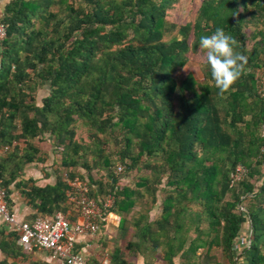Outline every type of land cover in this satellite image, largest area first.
<instances>
[{"label": "trees", "instance_id": "obj_1", "mask_svg": "<svg viewBox=\"0 0 264 264\" xmlns=\"http://www.w3.org/2000/svg\"><path fill=\"white\" fill-rule=\"evenodd\" d=\"M175 1L6 0L0 148L7 150L0 186L8 200L24 166L45 163L36 143L48 140L65 171L55 170L54 184L20 179L14 185L43 215L78 210L68 195L76 191L74 179L91 197L113 196L104 213L120 217V245L110 264H130L147 252L164 264L176 257L211 264L213 248L226 260L214 264H264V95L256 77L264 69V0H202L194 21L180 25L167 19ZM217 28L237 40L236 51L248 61L246 74L224 95L200 48L201 36ZM189 52L204 53L201 81L174 75ZM43 86L48 94L39 104ZM79 125L87 141L77 137ZM117 160L124 173L143 167L151 174L134 187L120 185ZM238 165L247 173L234 181ZM94 170L106 180L93 179ZM161 184V211L150 219ZM147 199L150 207L129 217ZM244 224L250 243L236 251ZM200 249L202 260H194Z\"/></svg>", "mask_w": 264, "mask_h": 264}, {"label": "built area", "instance_id": "obj_2", "mask_svg": "<svg viewBox=\"0 0 264 264\" xmlns=\"http://www.w3.org/2000/svg\"><path fill=\"white\" fill-rule=\"evenodd\" d=\"M4 0H0L2 2ZM5 36V27L0 23V39ZM261 135L264 137V123L261 127ZM7 150V147L3 148ZM124 171L122 164H117L115 174ZM247 173L243 165H238L233 174V180L243 178ZM70 184L76 190L68 192L70 200L77 202L79 221H70L61 211L51 216L38 215L32 221L18 220L7 204L6 191L0 186V220L17 232L18 242L26 250L40 248L51 253L52 258L60 260L62 264H88L82 252L75 249L76 243L85 237L95 236L101 229L107 215L104 211L113 204V196L108 195L103 200L91 197L87 185L78 179ZM251 229L247 225L245 230L244 245L250 243ZM99 264H110L107 256L100 259Z\"/></svg>", "mask_w": 264, "mask_h": 264}, {"label": "crops", "instance_id": "obj_3", "mask_svg": "<svg viewBox=\"0 0 264 264\" xmlns=\"http://www.w3.org/2000/svg\"><path fill=\"white\" fill-rule=\"evenodd\" d=\"M1 12L2 7L0 5V15ZM5 151L3 148H0L1 157L4 156ZM55 170L57 169L50 171V168L45 163H29L24 166L20 177L9 185L8 189L10 193L7 204L10 211L17 216L18 220L32 221L36 216L43 214L39 213L30 202H27V199L21 192V188L15 186L14 183L20 179L25 181L32 179L38 186L54 184L56 181ZM65 215L75 218V221L80 220L78 210L74 211L68 208V213ZM153 218L154 216L150 215V219ZM119 222L120 217L110 213L106 216L100 226V231L95 236L82 238L76 243L75 249L84 254L88 264H99L100 259L104 256H107L110 260V253L115 247L120 245L118 238ZM130 260V264H146V262L164 264V261L160 257H153L150 252H147L145 256L137 255ZM0 262H3V264H62L60 260L52 258L51 253L47 250L40 248H33L31 251L26 250L19 244L17 232L11 230L2 220H0ZM174 264H183V262L179 257H176Z\"/></svg>", "mask_w": 264, "mask_h": 264}, {"label": "rangeland", "instance_id": "obj_4", "mask_svg": "<svg viewBox=\"0 0 264 264\" xmlns=\"http://www.w3.org/2000/svg\"><path fill=\"white\" fill-rule=\"evenodd\" d=\"M202 0H176L173 5L170 7V9L168 10V14H167V19L169 21L175 22L178 25L180 24H185L187 22H193L195 17H196V11L198 6L200 5V2ZM6 3V0L0 2V5L2 7V12L0 15V18L2 17L3 14V7L4 4ZM1 40V39H0ZM204 61V53L202 52H196V53H190L188 54V61L185 64L184 67L178 69L175 72V76L181 80L183 79L186 75H188L189 73H191L197 80L201 81L203 79V74L201 71V65L202 62ZM256 77H257V88L258 91L260 92V94L264 95V69H260L256 71ZM48 94V88L46 86L40 87L37 92H36V100H38V103L40 104V99L42 98V96H45ZM77 137L84 139L85 141H87V131L86 128L84 126L79 125L78 129H77ZM36 144H38V146L41 149V152L43 155H46V161L45 164L48 166V168H50V171H53L54 169H57L58 172L60 174H62L63 171H65V169L60 167V152L57 150H54V147L52 145V143L48 140H43L41 142H37ZM115 164H121L120 161H116ZM115 165V166H116ZM123 165V164H122ZM124 166V165H123ZM115 169V167H114ZM79 172L83 173V171L81 169H79ZM105 172L104 171H100V170H94L91 172V175L93 177V179L96 180H106V177L104 176ZM150 171L145 169V168H140V170H133L127 173H121V178H120V185H129L131 187L135 186V183L144 176H150ZM261 177H259L256 180V184H258L260 182ZM164 182V181H163ZM93 187H96L93 186ZM88 190L89 187L87 186ZM163 188V184L160 185L159 190L157 191V200L156 203L151 206L150 210H149V215H152V217L154 216L157 217L160 214L161 211V202L164 199L165 196V191L162 189ZM141 204H139L140 202H138L137 206L134 208L133 212L129 215V217H131L132 215L134 216H138L139 212H143V210H146L148 207H150L151 205V201L150 200H142ZM248 224H244V228L241 231L240 234V238L238 239V243H237V247L235 248L236 251L239 250V247L244 246V237H245V230L247 228ZM189 234H191V236L195 235V231L193 229V226L189 227ZM200 252H202V250H198V255L197 257H193L194 260L199 259L202 260V254L200 255ZM211 254H213V258L211 259V264L214 263H221V262H225V258L223 257V254L220 250V248H213L210 251Z\"/></svg>", "mask_w": 264, "mask_h": 264}, {"label": "clouds", "instance_id": "obj_5", "mask_svg": "<svg viewBox=\"0 0 264 264\" xmlns=\"http://www.w3.org/2000/svg\"><path fill=\"white\" fill-rule=\"evenodd\" d=\"M237 45V40L226 34L223 28L200 38V48L205 50L207 65L220 95L228 93L246 74L247 57L236 51Z\"/></svg>", "mask_w": 264, "mask_h": 264}]
</instances>
